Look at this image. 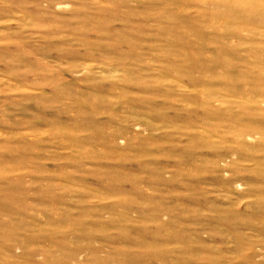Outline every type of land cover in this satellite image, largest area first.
<instances>
[{
	"label": "rangeland",
	"instance_id": "rangeland-1",
	"mask_svg": "<svg viewBox=\"0 0 264 264\" xmlns=\"http://www.w3.org/2000/svg\"><path fill=\"white\" fill-rule=\"evenodd\" d=\"M0 264H264V0H0Z\"/></svg>",
	"mask_w": 264,
	"mask_h": 264
}]
</instances>
